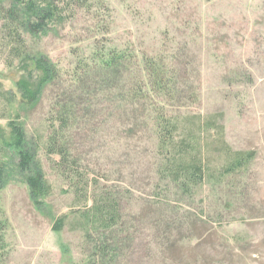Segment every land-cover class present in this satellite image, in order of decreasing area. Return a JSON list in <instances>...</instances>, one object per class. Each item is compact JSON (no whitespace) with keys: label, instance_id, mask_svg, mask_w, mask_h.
<instances>
[{"label":"rangeland","instance_id":"374dc122","mask_svg":"<svg viewBox=\"0 0 264 264\" xmlns=\"http://www.w3.org/2000/svg\"><path fill=\"white\" fill-rule=\"evenodd\" d=\"M104 2L99 14L103 30L109 26L106 35L95 32L94 16L84 10L53 33L22 34L29 52L47 56L60 72L38 104L25 108L18 106L16 73L8 67L10 33L0 7V128L7 137L9 121L21 116L34 171L41 169L50 189L33 200L28 176L2 140L0 264H87L101 241L117 244L109 264H264V0ZM95 39L173 62L169 66L191 89L187 112L223 128V142L217 130L203 133L211 171L185 195L157 174L160 157L151 126L139 125L140 115H126L101 88L89 101L75 92L77 85L73 97L85 112L67 133L72 155L96 181L95 194L108 193L120 205L119 226L100 236L84 231V202L77 203L56 169L59 157L42 149L57 96L68 92L76 63ZM3 92H9L10 103ZM226 148L253 158L220 177ZM66 215L63 229L55 232Z\"/></svg>","mask_w":264,"mask_h":264},{"label":"trees","instance_id":"16d2710c","mask_svg":"<svg viewBox=\"0 0 264 264\" xmlns=\"http://www.w3.org/2000/svg\"><path fill=\"white\" fill-rule=\"evenodd\" d=\"M104 5V0H0V7L6 12V26H9L8 67L16 73L19 107L38 104L45 89L60 78L58 67L47 56L29 52L22 34L39 36L53 33L74 18L77 11L84 10L94 16L95 32L106 35L109 26L103 30L105 26L99 14ZM167 60L161 56L141 57L136 50L95 39L89 54H83L76 63L75 76L71 78L68 92L62 99L57 96L52 116L48 119L49 135L42 149L49 157H59L56 169L69 182L77 203L84 202L85 211L80 214L87 222L86 233L93 231L100 236L103 234L101 231L119 226L120 205L108 193L95 194L96 181L81 171V163L72 155L67 133L78 124L79 113L83 111L84 116L85 112L83 103L76 104L73 97L72 91L77 85L79 87L75 92L79 91L89 101L91 97H98L97 87L101 88L110 97L109 101L125 108L126 115H140V121L136 119L139 125L151 126L158 142L160 162L157 174L161 181L176 185L186 195L208 179L211 161L203 152L202 135L217 130V139L223 142V128L213 120L187 112V105L193 100L189 93L191 89L181 84L180 72L169 66L173 62ZM69 93L72 96H68ZM2 96L9 101V92H3ZM90 107L93 108V105ZM20 117L17 114L9 121L10 134L7 137L0 128V147L4 146L2 140H8L6 147L14 151L19 171L28 176L31 197L36 201L45 198L50 189L41 169L34 171L35 160L27 150V138ZM227 149V164L218 168L220 177L233 174L253 158V154L246 156ZM3 163L0 161V185L6 166ZM67 219V215L59 219L53 230L61 231ZM93 234L89 237L93 238ZM116 245L110 247L104 241L99 242L87 264L111 263L115 251H118Z\"/></svg>","mask_w":264,"mask_h":264}]
</instances>
